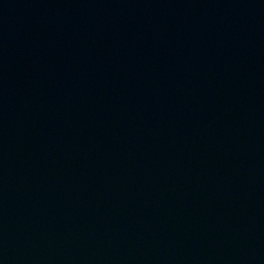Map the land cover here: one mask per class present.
Listing matches in <instances>:
<instances>
[{
    "label": "water",
    "instance_id": "1",
    "mask_svg": "<svg viewBox=\"0 0 264 264\" xmlns=\"http://www.w3.org/2000/svg\"><path fill=\"white\" fill-rule=\"evenodd\" d=\"M0 264H264V0H0Z\"/></svg>",
    "mask_w": 264,
    "mask_h": 264
}]
</instances>
